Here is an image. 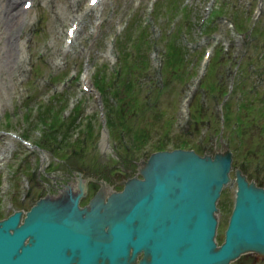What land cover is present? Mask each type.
I'll list each match as a JSON object with an SVG mask.
<instances>
[{"label": "rangeland", "instance_id": "obj_1", "mask_svg": "<svg viewBox=\"0 0 264 264\" xmlns=\"http://www.w3.org/2000/svg\"><path fill=\"white\" fill-rule=\"evenodd\" d=\"M21 1L17 2L20 18L12 25V31L0 20V178L4 183L0 184V216L13 207L26 208L38 194L53 191L77 170L83 176L112 184L133 173L138 158L159 143L160 137L162 143L169 144L186 138L212 151L220 149V141L227 142L230 131L236 136L228 135L232 165L244 161L246 175L264 183V0H98L92 6L86 0H31L27 8L21 6ZM218 3L224 14L211 16L214 31L208 36L203 33L208 30L201 22L210 17L209 11ZM153 4L158 5L152 10ZM72 12L81 14L78 28L72 44L62 48L66 15ZM229 15L233 20L241 18L239 32L231 28ZM132 19L135 23L129 29L130 36L143 25L147 39L153 40L147 49L140 46L136 52L129 40L121 39ZM254 28L260 34L248 33ZM172 37L184 54L165 73L168 83L154 92L149 80L158 73L163 42ZM7 42H13L12 52L2 57ZM213 44L222 51L216 54ZM205 47L212 50L210 56L216 63L215 71L206 76L214 77L219 85L215 89L222 88V84L229 89L233 77V89L227 96L217 91L215 96L200 92L197 86L206 68L201 56ZM127 49V65L124 73L120 70L116 82L113 73L119 68L118 56ZM138 55L146 58L141 70L131 66ZM131 71L135 76L134 92L130 91L135 99L131 103L141 110L135 116L130 115V109L125 111L129 102L119 101L122 110L119 104L115 107L111 94L114 90L123 95L120 80L124 74L131 76ZM94 74H102L105 80L110 78L104 89L106 101L92 83L97 78ZM236 77L242 81L234 85ZM82 81L86 90L80 87ZM196 90L200 107L194 108L199 115L195 120L188 112V99ZM225 96L230 116L228 125L221 126ZM195 98L190 101V109ZM248 101L249 106H241ZM75 102L79 114L73 119V127L68 130L61 125L54 138L40 134L43 129L35 121L37 109L45 105L57 109L61 104L59 118L66 121ZM225 112L228 113L227 108ZM236 115L247 123L246 129L231 126ZM84 116L89 120L91 137L84 134ZM108 118L113 121L112 126ZM119 129L121 135L116 137ZM137 130L139 136L135 135ZM18 134L41 146L27 147ZM232 188V183L226 184L219 196L222 209L217 212V240L221 238ZM228 264H264V256L241 253Z\"/></svg>", "mask_w": 264, "mask_h": 264}, {"label": "water", "instance_id": "obj_2", "mask_svg": "<svg viewBox=\"0 0 264 264\" xmlns=\"http://www.w3.org/2000/svg\"><path fill=\"white\" fill-rule=\"evenodd\" d=\"M227 148H173L138 161L119 189L100 186L86 204L76 172L54 194L0 218V264H228L264 256V186L235 169L236 196L219 242L214 201L228 179ZM140 252L139 257L137 254Z\"/></svg>", "mask_w": 264, "mask_h": 264}, {"label": "trees", "instance_id": "obj_3", "mask_svg": "<svg viewBox=\"0 0 264 264\" xmlns=\"http://www.w3.org/2000/svg\"><path fill=\"white\" fill-rule=\"evenodd\" d=\"M158 5V4H157ZM157 5H154V9L156 8ZM221 7V6H220ZM220 10V9H218ZM236 16V15H235ZM236 19V18H235ZM240 19L241 18H237V20H233L235 23V27L239 28V24L240 23ZM135 23V21L132 19L129 22V27L127 28L126 31L123 32L122 35V40L123 42H125L126 40L130 41V45L132 46L133 50H137L141 47H144L145 49L148 48L149 43H150V39L148 37L147 39V33H146V29L145 27L142 25L139 29H135L136 33L134 34V36H130V31L131 30V26ZM206 26H208V22L205 23ZM258 29V28H257ZM255 30V29H254ZM166 43H164V50H163V60H162V66H161V84L157 85V84H153L152 80L150 79V89L153 90L154 92H157L159 90L162 89V87L168 83L167 78L165 76V73L169 72L171 68L174 67V64L181 60L184 54V50H182V48L180 47V44L178 45L177 42L175 41V38H168L166 39ZM120 43H122V41L119 40ZM129 52V49L124 50L122 53H120L119 55V62H118V67L117 70L118 72H120V70H122V72L124 73L125 70V66L126 64V59H127V54ZM142 56V55H141ZM141 56L138 55V57L136 58V60L133 62V64L131 65L134 68H137V70H141L143 66L146 65V61H145V57L142 58ZM214 62V61H212ZM144 64V65H143ZM214 63L211 64L210 66L208 65V67L206 68V71L204 73L202 82H200V85L203 86L204 89H208L207 87H211L213 86L212 81H214V77H206L207 75H211V71H214ZM95 76H97V78L95 79V86L97 87V89L104 93V89L106 87V85H108V81L110 78H106L103 79V75L102 74H94ZM174 76V74H172ZM118 77V76H117ZM117 77L115 78V81L117 82ZM133 77L135 78V76H133V72L131 71V76L129 74V76H126L125 74L123 75L122 80H120V86H121V90L123 91V95H117L116 92L113 90V95H115V97L117 98L115 107L118 108V104L119 101H124V102H129L130 105L125 108V111H128L130 109L131 114L135 116L138 112H140V108L135 106L134 103H131V99H135L133 97V93H130L131 90H133ZM116 88V87H115ZM135 88V87H134ZM136 89V88H135ZM134 92V90H133ZM142 105V104H141ZM241 105L243 107H247L249 106V101L246 103H241ZM110 106V105H109ZM59 109L62 107V105L60 104ZM143 107V105H142ZM119 108L120 110H122V106L119 104ZM58 109V108H57ZM57 109H52L49 105H45L43 106L41 109H37L36 111V124L41 125L43 131L42 134H46L47 136L50 137H54L55 132L57 131L56 128L59 127L60 125L65 126L66 129H69V127H71V125H74V118L76 113H78L79 111L76 110V108L74 107L72 112H70L68 118L66 121H63L59 118V114ZM124 110V108H123ZM224 118L226 120H228V114L225 113ZM235 118L239 121L241 120L240 116H235ZM108 123L111 125L113 124V121H111V119L108 118ZM112 126V125H111ZM85 127L87 128V130H90L88 123H86ZM58 128V129H59ZM136 136L140 135V132L137 130ZM189 143V141L186 138H181L179 140H176L173 142V145H186V143ZM163 144V143H162ZM161 144V145H162Z\"/></svg>", "mask_w": 264, "mask_h": 264}, {"label": "bare ground", "instance_id": "obj_4", "mask_svg": "<svg viewBox=\"0 0 264 264\" xmlns=\"http://www.w3.org/2000/svg\"><path fill=\"white\" fill-rule=\"evenodd\" d=\"M19 0H0V10H1V16L0 20L2 21L1 23L4 24L5 28H9L12 31L13 27L12 25L16 22L17 20L20 18V9L17 6V2ZM24 0H22L21 2H23ZM18 30V29H17ZM2 31V30H1ZM7 31V30H6ZM19 32V31H18ZM1 33V32H0ZM5 35V34H4ZM21 36V35H20ZM14 37V36H13ZM12 37V38H13ZM16 37V36H15ZM9 38V37H8ZM2 39V38H1ZM5 39V38H4ZM15 39V38H14ZM13 39V40H14ZM10 40V39H9ZM5 43V41H4ZM12 43L13 42H7L6 47H5V52L2 53V57H6V55H10L12 52ZM14 45V44H13ZM16 45V44H15ZM2 46V45H1ZM1 50V49H0ZM5 59V58H2ZM7 61V60H5ZM12 61V60H11ZM11 64V63H10ZM8 65V63H7ZM5 66V65H4ZM1 67V66H0ZM5 68V67H4ZM3 68V69H4ZM1 69V68H0ZM10 69V68H9ZM6 71V70H5ZM1 73V71H0ZM2 76V75H1ZM2 137V136H1Z\"/></svg>", "mask_w": 264, "mask_h": 264}, {"label": "snow or ice", "instance_id": "obj_5", "mask_svg": "<svg viewBox=\"0 0 264 264\" xmlns=\"http://www.w3.org/2000/svg\"><path fill=\"white\" fill-rule=\"evenodd\" d=\"M93 2H95V0H93Z\"/></svg>", "mask_w": 264, "mask_h": 264}, {"label": "flooded vegetation", "instance_id": "obj_6", "mask_svg": "<svg viewBox=\"0 0 264 264\" xmlns=\"http://www.w3.org/2000/svg\"><path fill=\"white\" fill-rule=\"evenodd\" d=\"M87 186H88V184H87ZM89 187V186H88Z\"/></svg>", "mask_w": 264, "mask_h": 264}]
</instances>
